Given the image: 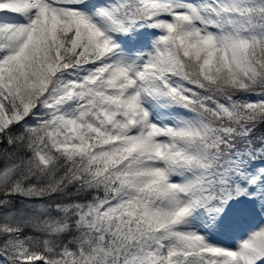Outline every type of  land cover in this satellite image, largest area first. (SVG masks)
<instances>
[{
    "label": "snow or ice",
    "instance_id": "snow-or-ice-1",
    "mask_svg": "<svg viewBox=\"0 0 264 264\" xmlns=\"http://www.w3.org/2000/svg\"><path fill=\"white\" fill-rule=\"evenodd\" d=\"M0 264H264V0H0Z\"/></svg>",
    "mask_w": 264,
    "mask_h": 264
}]
</instances>
